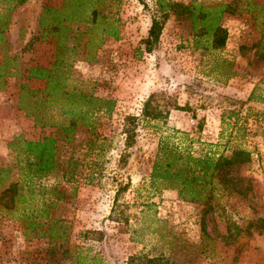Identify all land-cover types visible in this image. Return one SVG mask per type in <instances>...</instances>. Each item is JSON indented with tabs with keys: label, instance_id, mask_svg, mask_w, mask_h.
<instances>
[{
	"label": "rangeland",
	"instance_id": "1",
	"mask_svg": "<svg viewBox=\"0 0 264 264\" xmlns=\"http://www.w3.org/2000/svg\"><path fill=\"white\" fill-rule=\"evenodd\" d=\"M173 1L232 2L235 11L220 20L225 45L212 48L202 37L196 47L199 28L175 13L163 18L156 0L67 3L63 9L77 18H62L65 27L53 33L45 23L55 13L42 11L64 0H0V13L9 17L0 55L15 57L18 72L0 80V165L22 162L21 145L8 146L14 136H56L61 167L35 181L61 191L48 213L62 220L51 229L59 237L32 236L18 214L24 211L0 208V264H128L136 254L155 258V264H264V104L250 98L252 91L264 97V0ZM92 5L97 22H82ZM41 15L44 24L38 25ZM153 18L162 26L147 50L143 40ZM110 19L116 38L101 34ZM56 53L68 66L62 91L113 100L110 110L96 102L88 126L63 129L69 120L61 108L63 93L40 92L46 80L27 75L30 65L50 68ZM20 83L38 90L23 95V109ZM149 97L157 116L141 119ZM126 115L140 118L128 148L121 124ZM173 130L187 132L196 149L248 150L250 161L233 173L246 193L229 190L213 197L206 210L202 201L181 199L176 189L151 185L158 139ZM72 160L73 178L62 176ZM9 176L24 183L17 166ZM40 228L50 232L46 224Z\"/></svg>",
	"mask_w": 264,
	"mask_h": 264
},
{
	"label": "trees",
	"instance_id": "2",
	"mask_svg": "<svg viewBox=\"0 0 264 264\" xmlns=\"http://www.w3.org/2000/svg\"><path fill=\"white\" fill-rule=\"evenodd\" d=\"M25 1L16 0L15 5L22 4ZM77 1L79 0H64L59 8L44 7L43 15L55 13L53 20L50 23H45L50 33L60 30L65 27L66 23L76 20L77 17L72 10H65L63 6L67 3L74 4ZM84 1L95 3V1L101 0ZM156 4L159 11L162 12L163 18L168 13H175L177 18L189 19L193 28H199L194 34L196 36V47L199 46L202 37L207 40L212 48L217 49L225 45L227 29L220 24V20L224 13H233L235 11V6L232 5V2H215L211 5H205L199 1L183 3L173 0H156ZM97 10L96 6L92 5L88 13V19H82L81 21L95 24L97 22ZM59 13L63 15L58 17ZM42 18L43 16L41 15L38 25L44 24V22L42 23ZM62 18H65V24L62 22ZM8 21V13L4 16L0 13V43L4 40L3 34L8 26ZM161 26V21L155 18L152 19L148 35L143 40L147 50L157 40ZM101 34L117 37L118 30L112 24L111 19ZM14 59L15 57L12 58L6 54L0 55V80H3L6 76L18 74ZM67 68V63L59 62V56L56 53V58L50 68L30 65L27 68V75L28 77L46 80V87L43 90H39L40 92L53 91L56 94L63 93L65 100L61 103V108L66 114L65 118L69 120L62 124V128L70 130L83 125L88 126L92 123V112L95 110L96 102L103 101L108 103L109 107L107 105V108L110 110L113 100L98 98L79 91H62L63 81L66 79V76L64 77L62 73L66 74ZM37 91L29 88L27 83H20L19 108L23 109L24 101L22 97L25 93ZM255 96L252 91L250 98L260 100L264 104V97ZM33 97L35 98V96ZM149 104L150 97L144 102L141 119L156 118V110L151 109ZM100 107L97 106V109ZM261 114L264 115V111ZM140 118L134 115H126L123 118L121 124L122 132L124 133V147L128 148L134 144L136 139L135 129ZM36 120L38 119L36 118ZM188 136L189 134L185 131L173 130L172 133L158 139L156 150L151 160L150 184L176 189L179 197L185 201H202L206 210L211 207L209 201L213 197L229 192V190L237 194H245L246 189L240 184L241 178L234 176L233 173L237 171L240 165L250 161V152L239 146L234 147L230 154L218 153L211 148L198 147L196 149L193 145V138ZM17 144L21 145L18 150L15 148ZM205 145L207 147L213 146L210 143ZM8 146L12 150L18 151L22 162L20 163V159H18L15 164L5 163L0 165V208L12 210L14 208L16 212L19 210L24 211V213L18 214L21 216L24 228L31 232L32 236L51 235L59 237L60 233L53 232L51 229L62 220L49 214L48 208L61 199V191L57 190L54 185L48 186L42 185V183L37 185L35 181L55 174V170L60 169L57 137L48 135L37 140H30L17 135L12 138ZM125 157L126 153L120 154V161H123ZM13 166H17L19 169V175L24 183L19 184L18 181L10 179L9 175ZM75 168L76 165L72 160L64 169L62 176L73 178ZM8 180L9 183L5 185L4 182ZM51 191L54 192V195H52L53 199L50 197L45 198ZM37 195H39V198L35 199ZM32 200H39L40 206L33 207ZM26 209L30 210L27 211ZM44 224L48 225L49 233L45 231L41 233L42 229L40 227ZM87 233L88 231H85L82 236L86 238ZM155 261V258L136 254L129 257L128 264H155Z\"/></svg>",
	"mask_w": 264,
	"mask_h": 264
}]
</instances>
